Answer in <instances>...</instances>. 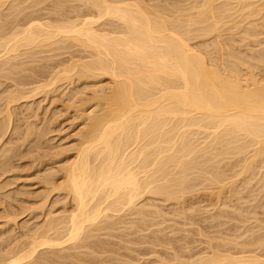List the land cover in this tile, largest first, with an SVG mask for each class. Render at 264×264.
Segmentation results:
<instances>
[{
	"label": "bare ground",
	"instance_id": "1",
	"mask_svg": "<svg viewBox=\"0 0 264 264\" xmlns=\"http://www.w3.org/2000/svg\"><path fill=\"white\" fill-rule=\"evenodd\" d=\"M259 22L264 29V0H0V78L74 47L87 54L30 90L23 77L0 99V147L20 101L64 82L82 81L84 89L109 82L75 106L84 124L80 145L58 177L46 180L71 203L0 250V264H99L80 255L112 250L90 240L121 224L149 232L163 216L151 199L176 206V216L193 225L202 210L189 201L199 191L221 207L226 190L234 195L254 181L264 188V45L243 56L220 41L228 27L246 46L263 35ZM208 39L211 51L201 48ZM75 88L68 95L83 93ZM38 125H28L25 141L48 133ZM50 195L36 207L4 211L2 226L18 227L17 217ZM263 199L264 192L255 202ZM131 216L138 219L123 221ZM160 264H264V233L246 227L208 240L203 253L175 250Z\"/></svg>",
	"mask_w": 264,
	"mask_h": 264
},
{
	"label": "rangeland",
	"instance_id": "2",
	"mask_svg": "<svg viewBox=\"0 0 264 264\" xmlns=\"http://www.w3.org/2000/svg\"><path fill=\"white\" fill-rule=\"evenodd\" d=\"M70 10L72 9L65 11ZM257 29L264 31L260 22ZM231 32L228 27L223 29L220 41L223 44L233 45L243 56H253L264 45V33L257 38L258 40H250L245 46L240 36H233ZM198 42L201 43L202 40ZM201 45H203L201 48L207 51H211L213 47L211 40L203 41ZM65 52L66 50H62L59 53ZM55 54L56 52H46L41 56ZM82 56L87 54L74 47L52 60L28 65L26 71L19 70V73L11 76L12 79L0 78V91L1 89L7 91L0 92V99L16 89L17 81L23 77H27V84L23 88L30 90L60 69L63 62ZM258 72L262 77L264 68ZM94 83L85 89L84 83L78 80L74 84L60 83L57 89L48 94L42 93L34 98L20 101V106H17L19 103L15 105L12 130L5 136L0 147V165L6 163L3 171L0 170V228L5 233L0 239V250L8 249L16 242L26 240L31 229L43 224L45 216L62 212L65 203H71L63 194L53 191V186L47 184L46 180L58 177L59 170L74 159L75 148L80 145L78 133L84 126L81 113L78 112L79 107L75 106L80 105L81 100L88 101L94 90L109 85L106 79ZM74 87L75 90L79 87L78 89L83 93L73 95L74 91L72 95H68L72 93ZM93 109L94 107L89 111ZM30 123L39 124L38 128H46L48 133L41 138L39 135H32L28 141H25L26 130ZM5 150L7 151L4 153ZM263 192L262 184L256 181L248 188L241 186L239 193L234 195L226 190L221 199L223 205L219 207L215 203L210 205L208 197L210 191H199L189 201V204L202 210V213L195 217L197 222L193 225L185 221L184 216H176V206L151 199L148 202L160 210L163 216L153 221L156 225L149 232H140L121 224L117 230L99 232L98 237L90 240L93 244L101 243L112 252L89 255L90 250H84L87 254L80 257L99 264H160L162 260L171 258L175 250L182 251L186 247L191 249L193 254L203 253L208 240L223 235L238 236L245 232L246 227L264 233V199L255 202V198ZM46 194H51L49 202L45 206L28 210L18 216V227L2 226L5 221L4 211L17 212V208L36 207ZM236 209L239 211L236 212ZM223 213L227 215L220 217ZM251 217L258 219L260 223L250 221ZM133 219L137 220L138 217H126L123 221L129 222ZM258 225L259 227L256 228ZM170 240L174 242L173 247L164 244L165 241ZM78 252L77 250L63 254L76 256ZM103 259H108L110 262L104 263ZM55 261L64 264H81L72 258H69L67 263L58 258H55Z\"/></svg>",
	"mask_w": 264,
	"mask_h": 264
}]
</instances>
